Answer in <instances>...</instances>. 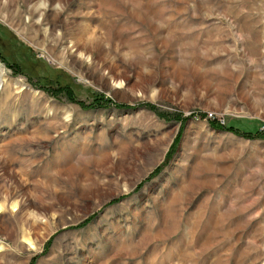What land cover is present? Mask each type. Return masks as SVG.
I'll return each instance as SVG.
<instances>
[{
	"label": "rangeland",
	"instance_id": "1",
	"mask_svg": "<svg viewBox=\"0 0 264 264\" xmlns=\"http://www.w3.org/2000/svg\"><path fill=\"white\" fill-rule=\"evenodd\" d=\"M0 264H264V0H0Z\"/></svg>",
	"mask_w": 264,
	"mask_h": 264
},
{
	"label": "trees",
	"instance_id": "2",
	"mask_svg": "<svg viewBox=\"0 0 264 264\" xmlns=\"http://www.w3.org/2000/svg\"><path fill=\"white\" fill-rule=\"evenodd\" d=\"M35 63V62H34ZM36 64H38V63H36ZM48 65V64H47ZM68 91L69 92H71V89L68 87ZM70 98H72V100H74V101H76L77 99H75V97H73V96H70ZM83 104V106L85 107V105H84V103H82ZM89 107H92V106H89ZM212 124H215V126H218V127H224L223 126V124L220 122V121H218V120H213L212 121ZM231 129H235L237 132H241V131H239L238 129H236V128H231ZM251 132H249V134H250ZM260 133H263V132H261V131H257V134H260ZM251 134H253V133H251Z\"/></svg>",
	"mask_w": 264,
	"mask_h": 264
},
{
	"label": "built area",
	"instance_id": "3",
	"mask_svg": "<svg viewBox=\"0 0 264 264\" xmlns=\"http://www.w3.org/2000/svg\"><path fill=\"white\" fill-rule=\"evenodd\" d=\"M208 117H209V118L214 117L213 113H209V114H208Z\"/></svg>",
	"mask_w": 264,
	"mask_h": 264
},
{
	"label": "bare ground",
	"instance_id": "4",
	"mask_svg": "<svg viewBox=\"0 0 264 264\" xmlns=\"http://www.w3.org/2000/svg\"><path fill=\"white\" fill-rule=\"evenodd\" d=\"M40 7H42V6H39V7H34V9H33V10H37V9H39Z\"/></svg>",
	"mask_w": 264,
	"mask_h": 264
}]
</instances>
